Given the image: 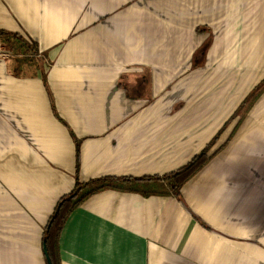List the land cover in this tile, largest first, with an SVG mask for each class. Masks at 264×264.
<instances>
[{
	"label": "crops",
	"instance_id": "0c3cea01",
	"mask_svg": "<svg viewBox=\"0 0 264 264\" xmlns=\"http://www.w3.org/2000/svg\"><path fill=\"white\" fill-rule=\"evenodd\" d=\"M0 30L45 61L0 59V264H47L46 224L76 181L173 171L246 102L179 197L96 192L68 216L59 257L264 264V90L250 96L264 0H0Z\"/></svg>",
	"mask_w": 264,
	"mask_h": 264
},
{
	"label": "trees",
	"instance_id": "16d2710c",
	"mask_svg": "<svg viewBox=\"0 0 264 264\" xmlns=\"http://www.w3.org/2000/svg\"><path fill=\"white\" fill-rule=\"evenodd\" d=\"M0 41L14 59L15 70H19L24 63L36 64L42 68L45 61L40 60L41 53L36 41L28 39L17 32L0 30ZM16 73V71H15ZM21 73V72H19ZM44 79V78H43ZM264 88V79L253 91L256 98ZM229 138L215 148H209L216 141H210L205 148L192 156L185 164L163 175L130 177H103L87 182L76 181L74 188L61 196L48 219L43 235V250L47 264H61L59 257V236L70 213L89 196L105 188L123 191H135L143 195L172 194L180 195L182 185L194 176L207 162L226 144ZM212 142V143H211Z\"/></svg>",
	"mask_w": 264,
	"mask_h": 264
},
{
	"label": "rangeland",
	"instance_id": "374dc122",
	"mask_svg": "<svg viewBox=\"0 0 264 264\" xmlns=\"http://www.w3.org/2000/svg\"><path fill=\"white\" fill-rule=\"evenodd\" d=\"M264 88L261 90V92L259 93V95L263 92ZM255 92V91H253ZM251 95H255L253 93H250V96ZM248 104V102H246L243 107H241L239 110L235 111L234 114H232L231 116H229V118L227 119V121H225L223 123V125L221 127L218 128V130L215 132V134L213 135V138L211 139V141H215L214 142V145L211 146V148H215L218 144V142H220V144L222 142H224V140H226L227 138L231 139L232 136L235 134V132L237 131L238 129V125H237V122L235 121H242L243 120V113L244 112V109H245V105ZM225 131L228 132V135H227V138L222 140L221 141V138L223 137V134ZM222 134V135H221ZM228 139V140H229ZM211 142V143H212Z\"/></svg>",
	"mask_w": 264,
	"mask_h": 264
},
{
	"label": "built area",
	"instance_id": "2783aa9c",
	"mask_svg": "<svg viewBox=\"0 0 264 264\" xmlns=\"http://www.w3.org/2000/svg\"><path fill=\"white\" fill-rule=\"evenodd\" d=\"M10 54L11 53L7 49H5L4 45L0 41V59H6L10 56Z\"/></svg>",
	"mask_w": 264,
	"mask_h": 264
}]
</instances>
